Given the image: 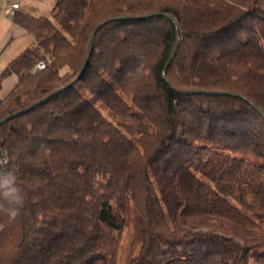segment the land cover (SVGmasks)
Masks as SVG:
<instances>
[{
    "label": "trees",
    "instance_id": "obj_1",
    "mask_svg": "<svg viewBox=\"0 0 264 264\" xmlns=\"http://www.w3.org/2000/svg\"><path fill=\"white\" fill-rule=\"evenodd\" d=\"M13 20L37 48L0 74L18 76L0 120L71 85L0 124L23 196L15 218L0 197V264H116L128 228L126 264H264V0H55Z\"/></svg>",
    "mask_w": 264,
    "mask_h": 264
},
{
    "label": "crops",
    "instance_id": "obj_2",
    "mask_svg": "<svg viewBox=\"0 0 264 264\" xmlns=\"http://www.w3.org/2000/svg\"><path fill=\"white\" fill-rule=\"evenodd\" d=\"M14 2H0V74L12 60L35 43L32 35L15 24L13 19L20 5L18 9H11V3ZM17 83L18 76L15 74L4 78L0 82V100L7 98Z\"/></svg>",
    "mask_w": 264,
    "mask_h": 264
},
{
    "label": "rangeland",
    "instance_id": "obj_3",
    "mask_svg": "<svg viewBox=\"0 0 264 264\" xmlns=\"http://www.w3.org/2000/svg\"><path fill=\"white\" fill-rule=\"evenodd\" d=\"M11 2H14V0H11ZM17 2L20 5L19 11H25L29 15L34 17H39V16L50 17L51 10L53 8L55 0H17ZM32 47H36L35 43L32 44ZM93 101L96 106H100V102L98 100L93 99ZM100 109L105 117L110 118V114L106 109L104 108H100ZM131 248H132V228H128L125 229L122 233V238L117 253L116 264H126ZM136 252L137 251L135 249L134 253Z\"/></svg>",
    "mask_w": 264,
    "mask_h": 264
},
{
    "label": "water",
    "instance_id": "obj_4",
    "mask_svg": "<svg viewBox=\"0 0 264 264\" xmlns=\"http://www.w3.org/2000/svg\"><path fill=\"white\" fill-rule=\"evenodd\" d=\"M158 16H160V15L159 14H150V15H146V16L138 17V18L130 17V16H124V17H119V18H114V19L108 20V21L102 23L101 25L106 24L108 22H112V21H125V20H135V19L147 20V19H151V18H154V17H158ZM96 31H97V29L93 32V34H92V36H91V38H90V40L88 42L87 55H86V58L84 60L82 71L84 70L85 65H86V63L88 61L89 54L92 52L93 39H94ZM178 46H179V34H178V31H177V33H176V41H175V44H174L173 49L171 51V54H170V56L168 58V61H167L166 65H165L164 72L167 69L168 65L171 63V61L173 60V58L175 57L177 49H178ZM70 85L71 84H69V85H67V86H65L63 88L57 89L54 92H52L49 95H47L46 97H44L43 99H41L40 101L32 104L31 106H29V107H27V108H25L23 110H20L19 112L13 113L10 116L0 120V124L5 122V121H7V120H9V119H11V118H13V117H15V116H17L18 114L27 112V111L33 109L34 107H37L38 105L50 100L54 96L58 95L59 93H61L65 89H67ZM181 93L187 94V95H210V96H228L229 95L228 93H224V92L203 91V90H194V89H186V90L181 91ZM252 106L255 108V106L253 104H252Z\"/></svg>",
    "mask_w": 264,
    "mask_h": 264
},
{
    "label": "clouds",
    "instance_id": "obj_5",
    "mask_svg": "<svg viewBox=\"0 0 264 264\" xmlns=\"http://www.w3.org/2000/svg\"><path fill=\"white\" fill-rule=\"evenodd\" d=\"M0 197L8 201L9 207L5 209L9 218H15L23 203V196L15 184V175L11 172L0 173Z\"/></svg>",
    "mask_w": 264,
    "mask_h": 264
},
{
    "label": "built area",
    "instance_id": "obj_6",
    "mask_svg": "<svg viewBox=\"0 0 264 264\" xmlns=\"http://www.w3.org/2000/svg\"><path fill=\"white\" fill-rule=\"evenodd\" d=\"M3 4L7 3V0H0ZM11 9H18V6L16 3H11ZM46 64L44 61H38L35 63L33 72L40 71L45 68ZM8 164V157L4 152H0V173L4 172L5 167Z\"/></svg>",
    "mask_w": 264,
    "mask_h": 264
}]
</instances>
